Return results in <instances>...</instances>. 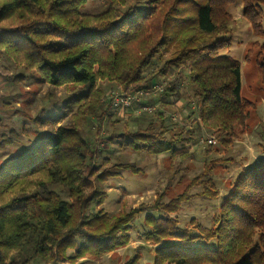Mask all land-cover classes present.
I'll return each mask as SVG.
<instances>
[{"label": "trees", "instance_id": "16d2710c", "mask_svg": "<svg viewBox=\"0 0 264 264\" xmlns=\"http://www.w3.org/2000/svg\"><path fill=\"white\" fill-rule=\"evenodd\" d=\"M93 1L0 0V56L34 71L40 83L66 92L61 112L34 118L47 129L34 128L30 138L23 127L22 134L10 129L1 135L0 264H87L125 246L134 219L143 213L140 236L152 247V264H264V165L244 169L230 183L209 227L193 225L190 219L199 229L192 233L171 215L188 196L186 191L162 202L163 191L150 204L107 212L104 183L119 169L138 168L129 162L109 163L108 157L98 163L99 142L105 146L116 141L135 151L175 157L187 155L186 145L194 139L193 128L166 127L161 111L155 114L159 121L150 119L145 128L105 131L99 137L102 123L119 107L107 97L102 81L134 93L150 91L159 79L172 76L159 94L162 103L185 99L194 107L192 122L222 135L220 143L230 145L237 137L233 127L246 126L254 103L240 93L236 60L204 59L229 47L228 7L236 1L241 2L253 35L264 38L260 9L264 0L199 4L195 22L205 44L189 48V37L171 39L169 48L174 49L165 58L161 55L165 30L182 0H103L102 9L85 10ZM180 20L176 18V26ZM246 52L255 53L264 81V39L254 41ZM184 70L189 95L182 87ZM86 128L94 130L98 143L85 134ZM21 136L28 138L25 143ZM16 143L23 150L12 148ZM138 258L122 264H137Z\"/></svg>", "mask_w": 264, "mask_h": 264}, {"label": "rangeland", "instance_id": "374dc122", "mask_svg": "<svg viewBox=\"0 0 264 264\" xmlns=\"http://www.w3.org/2000/svg\"><path fill=\"white\" fill-rule=\"evenodd\" d=\"M205 1L182 0L179 2L176 16L165 30L166 45L161 50L162 58L168 57L174 49L169 48L171 39L176 42L189 37L191 42L186 45L189 48L198 46L201 48L205 44L206 41L201 38L195 22V9ZM104 5L103 0H94L86 5L85 10L97 11ZM260 9L263 14L264 30L263 3L260 4ZM228 10L232 20L228 25L229 31L226 37L231 38V43L229 47L220 51L217 57L211 59L205 57L204 60L206 63L218 62L229 57L238 62L241 72L240 93L254 103V108L249 111L246 126L233 127L237 131V137L230 145L224 146L220 143L222 135L199 128L192 122L195 113L193 114L191 109L194 107L185 99L163 104L159 95L161 92H156L152 96L133 101L130 107H118L111 119H105L102 123V135L99 137L104 136L105 131L120 133L125 130L134 131L145 128L150 119L159 121L155 114L161 111L165 116L166 127L171 129L183 124L186 128H193L194 139L186 145L187 155L171 157L168 152L157 154L152 151H135L126 144L119 145L116 141L104 146V143L99 142L100 138L94 135V130L90 133L86 128L85 134L92 138V141L99 142L98 145L102 149L98 163H101L104 157H108L109 163L129 162L138 168L135 172L119 169L104 183L107 192L103 208L110 214L127 210L141 202L150 204L163 191L165 194L161 199L162 202H167L177 194L186 191L188 196L181 202L177 212L171 215L177 217L180 226L188 227L192 233H199L198 226L193 225H200L203 228L212 224L213 217L217 214L218 206L227 194L230 183L244 169L264 165V81L261 70L255 62V53L246 55L247 49L254 41L261 42L264 38L253 35L249 23L242 14L240 1L230 5ZM177 17L181 20L176 26ZM206 44L209 42L207 41ZM187 72V70L183 72L185 77L182 87L189 95L191 86L186 76ZM172 80V76H167L159 79L158 82L163 83L165 88ZM100 85L108 98L114 93L122 92L114 83L102 81ZM149 97L153 100L148 101ZM65 98L66 92L63 87L40 83L34 71L17 67L9 58L0 56V138L10 129H15L22 134L23 127L26 131L24 134L29 138L32 137L34 128L39 131L47 129L46 125L38 123L34 118L61 112V105ZM144 101L154 106L152 112L140 110L143 105H146ZM173 115L176 120L172 119ZM136 117H138L137 120ZM156 125H159V122ZM157 129H160L159 126ZM209 135L213 136L216 142L210 144L209 151H205L208 144L205 139ZM20 138L21 143H25L28 139L23 136ZM175 146L177 147L178 143ZM12 148L23 150L17 143ZM211 160H215L212 169L203 173L205 166ZM214 189L216 193L210 191ZM143 217L144 213L134 219L129 234L130 239L125 246L108 252L99 259L87 260V264H122L135 255L139 257L137 264H152V247L140 236L144 229ZM190 219L194 220L193 225L189 222Z\"/></svg>", "mask_w": 264, "mask_h": 264}, {"label": "built area", "instance_id": "2783aa9c", "mask_svg": "<svg viewBox=\"0 0 264 264\" xmlns=\"http://www.w3.org/2000/svg\"><path fill=\"white\" fill-rule=\"evenodd\" d=\"M164 89L163 83H156L153 85L152 89L150 91H136L132 94L128 92H120V93H114L110 97L114 102V105L127 108L130 107L133 101H139L141 97L150 96L151 94H154L156 92H162ZM154 109V106L152 105H143L140 110L145 112H152ZM173 120H176V117L172 116ZM205 142L214 144L216 142V139L213 136H208L205 139Z\"/></svg>", "mask_w": 264, "mask_h": 264}]
</instances>
